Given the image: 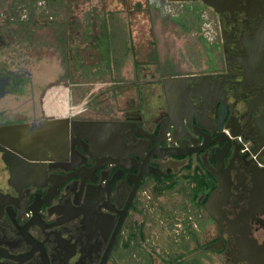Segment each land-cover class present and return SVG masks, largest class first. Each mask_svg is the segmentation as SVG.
Listing matches in <instances>:
<instances>
[{
  "label": "flooded vegetation",
  "instance_id": "flooded-vegetation-1",
  "mask_svg": "<svg viewBox=\"0 0 264 264\" xmlns=\"http://www.w3.org/2000/svg\"><path fill=\"white\" fill-rule=\"evenodd\" d=\"M164 2L179 4L180 17L188 7L208 13L209 58L134 81L150 94L110 118H78L67 95L56 106V78L38 75L43 62L26 55L39 44L24 47L14 35L0 56V129L28 128L16 139L0 135V264H154L156 253L169 256L154 248L162 237L154 226L177 228L170 241L179 260L180 207L210 226L202 247L201 232H191L197 248L224 264H264V84L246 77L264 0ZM179 75L189 78L171 110L165 80ZM86 121L117 124L72 128ZM185 179L193 187L183 191Z\"/></svg>",
  "mask_w": 264,
  "mask_h": 264
},
{
  "label": "rangeland",
  "instance_id": "rangeland-1",
  "mask_svg": "<svg viewBox=\"0 0 264 264\" xmlns=\"http://www.w3.org/2000/svg\"><path fill=\"white\" fill-rule=\"evenodd\" d=\"M185 11L180 17V5L164 0H0V56L9 55L14 35L24 47L39 44L30 45L26 55L36 53L43 62L35 67L38 75L56 78V106L67 95L78 118H110L140 91L150 94L143 84L135 89L134 81L159 79L167 71L179 73L180 68L191 70L190 61L209 58L210 20L201 17L208 13L189 7ZM3 74L7 76L6 69ZM69 76L73 81L67 89ZM119 79L125 83L116 84ZM153 90L155 103L161 91L155 86ZM192 187V180L180 181L183 191ZM189 215L180 207V261L172 258L178 250L170 241L177 228L153 227L154 236H162L154 248L169 252L166 259L156 253L154 264H224L220 255L196 247L191 232H201L197 231L202 247L210 239L204 228L210 226L194 223Z\"/></svg>",
  "mask_w": 264,
  "mask_h": 264
},
{
  "label": "water",
  "instance_id": "water-1",
  "mask_svg": "<svg viewBox=\"0 0 264 264\" xmlns=\"http://www.w3.org/2000/svg\"><path fill=\"white\" fill-rule=\"evenodd\" d=\"M168 1H174V0H168ZM208 5H213L211 2L206 1ZM264 24L261 25L259 31H258V39L252 44V46H249V66L246 69L247 75L246 77L250 80H253L255 82H259L264 84ZM189 77L187 76H172L165 80L166 85V95L169 100V106L171 110L173 109L172 101L174 99V90L177 89L180 81H183ZM183 79V80H180ZM222 111L225 113V108H222ZM117 123L114 122H106V121H86V122H73L72 128H81L83 130H108L112 126L116 125ZM20 129V130H19ZM27 127L23 126L18 128L17 130H3L0 129V135L5 134L6 138H18L21 134L26 133ZM24 130V132H23ZM23 132V133H22ZM10 138V139H11ZM26 139V138H25ZM1 150V148H0ZM173 154V153H172Z\"/></svg>",
  "mask_w": 264,
  "mask_h": 264
},
{
  "label": "trees",
  "instance_id": "trees-1",
  "mask_svg": "<svg viewBox=\"0 0 264 264\" xmlns=\"http://www.w3.org/2000/svg\"><path fill=\"white\" fill-rule=\"evenodd\" d=\"M104 56H106V54H105ZM104 61H105V60H104Z\"/></svg>",
  "mask_w": 264,
  "mask_h": 264
}]
</instances>
